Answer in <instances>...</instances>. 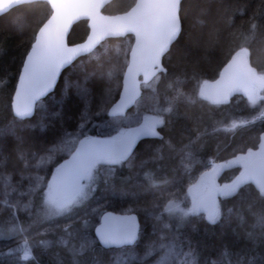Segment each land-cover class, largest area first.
<instances>
[{
  "label": "trees",
  "instance_id": "16d2710c",
  "mask_svg": "<svg viewBox=\"0 0 264 264\" xmlns=\"http://www.w3.org/2000/svg\"><path fill=\"white\" fill-rule=\"evenodd\" d=\"M135 2L113 0L103 11L107 14L123 13ZM51 13L47 2L37 1L17 6L0 17V130L15 118L12 96L24 59L38 29ZM180 16L182 31L164 58L167 71L160 74L155 91V103L165 108H158L147 115L148 120L149 117L153 119L154 128L160 134L142 141L129 158L113 161L115 170L112 180L117 187H130L136 178L145 183L176 181L180 174V161L188 152L200 159L204 167L214 161L220 163L257 150L261 145L264 134V97L252 102L248 95L235 96L226 103L216 104L204 98L200 88L203 83L215 80L241 51L247 52L250 64L259 75L264 76V0H183ZM88 33L86 20L76 23L70 33L69 43L84 41ZM127 38L130 39L126 52L128 57L132 37L109 39L103 44L115 46ZM90 55L67 68L55 92L38 104L35 116L21 121L25 125H36L33 132L27 131L20 137L8 136L0 141L3 157L1 169L9 173H20L25 168L21 155L23 148L27 150L26 154L36 157L41 152L38 146L50 147L51 150L57 145L61 153L51 165L50 178L54 169L73 152L81 139L97 135L113 137L116 135L114 129L124 128L120 124L122 118L109 117L107 110L119 96L125 66L120 73L114 71L105 74L101 70L92 75L88 81L89 97L86 101L76 94V77H71V86H64V78L72 67ZM104 64H100L101 69ZM179 89L192 93L193 97L187 100L176 99ZM43 103L50 104L49 127L45 123L37 124L39 107ZM94 111H99L97 115L100 120L108 126L106 129L112 126L113 132L96 130L92 123H86ZM85 114L88 115L83 118ZM145 117L146 114L142 115V119ZM68 131L74 134L75 140L65 146L63 137ZM51 137L55 138L53 142H50ZM130 160L132 165L128 167ZM199 168L197 165L195 169ZM240 172L239 167L227 169L219 180L222 183L232 182ZM103 186L104 181L96 174L85 203L66 213L48 199L45 185L33 194V206L28 214L18 212L14 221L0 222V240H20L28 231L42 224L69 221L84 204L99 194ZM2 188L4 186L0 183V203L4 200ZM165 198L164 190L147 192L140 197L137 206L121 200L116 203L117 206L101 209L100 213L106 210H132L141 221L143 207ZM219 207L223 215L220 221L197 219L195 228L186 233L188 250L191 252L188 263L264 264V190L258 189L253 183H246L239 186L232 195L221 198ZM98 221L86 219L75 223L76 227L94 238L92 249L79 250L75 239L65 229L59 235L47 233L27 240L31 251L28 261L31 264H96L99 259L103 264H112L117 252L123 250L147 253L156 239L154 230L161 228L160 222L153 226L145 224L134 246L122 250H105L94 235ZM171 226L174 227V224ZM169 230L172 231L171 228ZM60 236L66 237L67 241L60 242ZM20 243L0 250V264L16 263L22 255Z\"/></svg>",
  "mask_w": 264,
  "mask_h": 264
},
{
  "label": "water",
  "instance_id": "95a60500",
  "mask_svg": "<svg viewBox=\"0 0 264 264\" xmlns=\"http://www.w3.org/2000/svg\"><path fill=\"white\" fill-rule=\"evenodd\" d=\"M43 1L52 10L38 29L26 55L12 96L14 117L29 120L39 102L53 94L64 71L90 55L109 39L132 37L129 59L116 101L108 108L110 117H125L143 94V85L167 71L164 58L182 31L183 0H136L126 12L107 14L103 10L113 0H0V17L22 4ZM88 22L89 33L80 43L70 44L74 25ZM264 86V76L250 64L246 51L233 57L217 79L206 82L202 95L216 104L235 96L247 95L251 87ZM159 132L147 124L127 129L119 137L89 136L81 139L73 152L56 168L50 191L59 202L74 199L82 190L93 164L130 157L138 145ZM214 164L210 174L211 190L198 203V209L212 216L219 202ZM253 183L264 189V156L254 159L238 177L236 186ZM103 249L134 246L141 235V221L135 212L105 211L94 228Z\"/></svg>",
  "mask_w": 264,
  "mask_h": 264
},
{
  "label": "rangeland",
  "instance_id": "374dc122",
  "mask_svg": "<svg viewBox=\"0 0 264 264\" xmlns=\"http://www.w3.org/2000/svg\"><path fill=\"white\" fill-rule=\"evenodd\" d=\"M129 42L130 39L127 38L122 43L115 46H110L105 43L100 48L96 49L85 61L79 62L72 67L70 73L64 78L65 88H68L73 84L71 77H76L75 85H78L76 94L82 97L83 101H86L89 97L88 81L92 75L100 73L101 70L105 74H112L114 71L120 73V71L124 69V66L126 68L129 58V54L128 57H126L127 48L128 45H130ZM103 63L105 64L101 69L100 64ZM157 81L158 78L144 86V91L147 90V92L145 95L143 93L144 96L142 95L138 100L134 111L120 120V124L124 128H121V130L114 129L113 131L116 135L113 137L121 136L127 128L135 125L146 123L154 127L153 119L149 117L148 120L147 115H151L150 113L157 111L158 108H165L164 105L158 106V104L155 103ZM200 92L202 94L201 88ZM191 97H193L192 93L185 92L182 89H179L175 96L176 99L185 100L190 99ZM262 97H264V86L252 88L248 95V98L252 102H257ZM114 101H112L111 104ZM167 108L170 107L167 106ZM39 109L37 124L43 125V123H45L49 127L50 104H40ZM92 113L93 115L87 118V124L92 123V126L96 127V130L113 132L111 125H109L111 126L110 129H106L108 126H106L97 115L99 111H94ZM144 114H146V117L142 119V115L144 116ZM87 115L88 114H85L83 118ZM21 121L22 120L14 118L12 122L0 130V141L8 136L20 137L27 131L33 132L35 130L36 125H25L22 124ZM52 139L54 140L55 138L51 137L50 142ZM63 140L65 142L64 145L69 146L74 142L75 136L71 131H68L64 135ZM56 146L51 150L50 147L42 148L41 146H38L41 152L40 155L38 153L36 157L32 154H26L27 150L23 148L21 155L25 168L20 173H9L0 168V183L4 186V188H2L4 200L0 203V222L14 221L15 215L18 212L28 214L33 206V194L37 192L38 189H42L45 185L48 189V199L66 213L85 203L92 179L96 174H98L100 179L104 181V186L99 194L88 204H84V206L76 213V216L69 221H53L42 224L41 226H37L33 228V230L28 231L20 240H0V250L12 248L17 242H22L20 243L21 245L19 248L22 255L15 264H31L28 261V259L31 258V251L28 249L26 243L27 240L47 233L59 235L65 229L69 230L70 234L75 239L79 250L92 249L95 244L94 238L91 237L90 234L85 233L83 229L76 227L75 223L78 222V220H99L101 217L100 215H102L100 213L101 209L113 208L114 206H117L116 203L121 200L128 201L130 204L137 206L140 197L147 192L164 190L166 196L165 199L148 204L146 208L143 207V209H141L143 215L141 227L145 224L153 226L156 222H160L161 228H159L158 231L154 230V232H156V239L153 241L154 245H151V248H149L147 253L144 254L136 252L135 250H123L122 252H117L112 264H189V255L191 252L188 250L186 233L195 228V222L197 219L205 218L210 222H217L223 217L219 204L215 214L212 216L197 208L200 200L207 195L212 188L210 184V174L214 169V164L217 162L214 161L211 164L202 167L201 160L194 158L190 152L184 154L180 161V174L176 181L145 183L136 178L135 182L127 188H121L114 185L112 180L115 170V167H113V161H105L101 164L96 163L93 165V169L88 178L84 181L81 193L70 201L59 202L50 192L49 188L51 177L58 166L54 169L50 178H48L51 165L54 163L56 156L61 153ZM263 155L264 134L262 136L261 145L257 150H251L246 154L217 163L219 170L215 176V185L218 188L219 198L221 199L225 196L232 195L238 188L234 185L236 178L232 182L226 183H222L219 180L221 174L225 170L239 167L240 171L243 172L255 158ZM0 160L1 166L3 161L1 146ZM127 164L128 167H131V160ZM197 165H199V169H195ZM182 185H184V188H179ZM174 187L176 188L175 190H169ZM127 212H132V210H127ZM171 219H173V221ZM173 224L174 227L171 226ZM169 228H171L172 231H170ZM58 238L62 243L67 241V238L64 236ZM95 239L97 240L96 237ZM96 264L103 263L98 259Z\"/></svg>",
  "mask_w": 264,
  "mask_h": 264
},
{
  "label": "bare ground",
  "instance_id": "6f19581e",
  "mask_svg": "<svg viewBox=\"0 0 264 264\" xmlns=\"http://www.w3.org/2000/svg\"><path fill=\"white\" fill-rule=\"evenodd\" d=\"M241 52H243V51H241ZM239 53H240V52H239ZM237 54H238V53H237ZM237 54H236V55H237ZM128 59H129V58H128ZM232 59H233V58H232ZM232 59H231V60H232ZM227 65H228V64H227ZM227 65H226V66H227ZM226 66H225V67H226ZM252 67H253V66H252ZM219 75H220V74H219ZM159 76H160V75H159ZM159 76H158L157 78H159ZM261 76H262V75H261ZM122 77H123V75H122ZM217 78H218V77H217ZM217 78H216V79H217ZM154 80H155V79H154ZM212 81H213V80H212ZM207 82H209V81H207ZM205 83H206V82H205ZM205 83L202 84V86H201V90H202V87H203V85H204ZM145 85H146V84H145ZM145 85H143V93H144V86H145ZM257 86H261V85H255V86L251 87L250 92H251L252 88L257 87ZM250 92H249L247 95H249ZM142 95H143V94H142ZM247 95H241V96H247ZM117 98H118V97H117ZM117 98H116V99H117ZM233 98H234V97H233ZM116 99H115V101H116ZM115 101H114V102H115ZM114 102H113V103H114ZM113 103H112V104H113ZM112 104H111V105H112ZM136 104H137V103H136ZM134 107H135V106H134ZM134 107H133V108H134ZM133 108H132V109H133ZM109 117H110V116H109ZM144 124H146V123H144ZM147 125H149V124H147ZM135 126H136V125H135ZM149 126H150V125H149ZM132 127H133V126H132ZM151 127H152V126H151ZM129 128H130V127H129ZM129 128H127V129H129ZM152 128H153V127H152ZM127 129H126V130H127ZM126 130H125V131H126ZM125 131H124V132H125ZM124 132H123V133H124ZM123 133H122V134H123ZM152 138H154V137H152ZM134 153H135V152H134ZM134 153H133V154H134ZM133 154H132V155H133ZM132 155H131V156H132ZM257 158H258V157H257ZM255 159H256V158H255ZM217 163H218V162H217ZM217 163H216V164H217ZM244 171H245V170H244ZM244 171H243V172H244ZM243 172H240V174L236 177V179H235V181H234V185H235V182H236V180L238 179V177H239ZM243 185H244V184H243ZM235 186H236V185H235ZM240 186H241V185H240ZM255 186H256V185H255ZM236 187H239V186H236ZM256 187H257V186H256ZM257 188H258V187H257ZM258 189H260V188H258ZM261 190H263V189H261ZM218 204H219V202H218ZM141 229H142V227H141ZM105 250H106V249H105Z\"/></svg>",
  "mask_w": 264,
  "mask_h": 264
},
{
  "label": "flooded vegetation",
  "instance_id": "af4514ba",
  "mask_svg": "<svg viewBox=\"0 0 264 264\" xmlns=\"http://www.w3.org/2000/svg\"><path fill=\"white\" fill-rule=\"evenodd\" d=\"M264 156V155H263Z\"/></svg>",
  "mask_w": 264,
  "mask_h": 264
}]
</instances>
